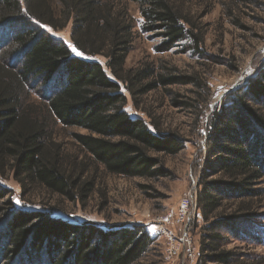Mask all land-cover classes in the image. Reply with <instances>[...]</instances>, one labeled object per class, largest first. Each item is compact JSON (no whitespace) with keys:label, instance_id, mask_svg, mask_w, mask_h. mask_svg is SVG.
<instances>
[{"label":"trees","instance_id":"16d2710c","mask_svg":"<svg viewBox=\"0 0 264 264\" xmlns=\"http://www.w3.org/2000/svg\"><path fill=\"white\" fill-rule=\"evenodd\" d=\"M131 1L140 6V30L162 37L158 52L180 46L203 53L205 31L179 1ZM113 6L110 0H0V179H6L10 166L22 188L39 185L72 198L90 196L93 182L80 184V174L65 167L60 145L52 141L53 118L89 130L75 134L76 139L112 174L163 176L162 160L152 153L183 149L185 140L178 133L129 114L127 94L109 73L125 84L136 105L140 95L160 86L204 85L198 77L158 74L152 62L126 69L136 25L127 10L113 15ZM70 21L74 45L86 54L103 55L105 65L74 55L44 28L58 30ZM39 86L44 87V116L42 108L37 113V105L28 102L30 89ZM210 121L197 196L209 224L197 264H257L226 246L232 239L257 237L254 225L247 223L258 214L242 202L264 196V69ZM226 200L239 202L236 211L211 220ZM241 224L245 230H237ZM155 241L144 226L106 227L17 208L11 190L0 183L1 264H139Z\"/></svg>","mask_w":264,"mask_h":264},{"label":"rangeland","instance_id":"374dc122","mask_svg":"<svg viewBox=\"0 0 264 264\" xmlns=\"http://www.w3.org/2000/svg\"><path fill=\"white\" fill-rule=\"evenodd\" d=\"M110 1L114 5L113 15L121 9L127 10L136 25L126 69L139 68L152 62L158 74L198 77L204 85L198 87L175 83L160 86L140 95L136 105L125 84L109 73L122 84L127 94L126 110L129 114L133 118H143L147 123L154 120L163 131L178 133L185 140L183 149L176 154L152 153L162 160L167 172L163 176L112 174L103 165L95 163L76 139L75 134H90L89 130L67 126L53 118L49 122L52 141L60 145V152L67 159L65 167L80 174V184L89 180L93 182L90 196L72 198L39 185L27 184L22 188L14 180L10 166L5 170L6 179H0V183L11 190L17 208L46 211L55 217L78 223L146 227L156 241L139 264H197L201 236L204 227L209 224L198 208L197 196L207 157L210 120L214 112L230 104L235 94L264 69V0H177L205 31L202 54L188 52L180 46L158 52L155 48L163 39L161 36L152 38L151 34L140 30L142 16L139 4L131 0ZM55 10L60 12V6ZM44 28L53 37L64 41L74 55L99 60L105 65L103 55L95 57L86 54L74 45L72 21L58 30L50 26ZM35 88L30 89L32 94L28 102L37 105V113L42 108L44 116V98L40 95L44 87ZM148 125L153 128L151 124ZM185 200L189 201L190 206L188 212L183 214L181 205ZM245 202L252 204L251 212L258 216L249 221L241 220H247L249 226L254 225L257 237L250 239L245 235L243 240L232 239L226 249L245 254L248 262L264 264V196L242 203ZM238 204L236 200L224 201L211 220L219 215L234 213ZM241 226L238 225L237 230H245L246 227ZM185 230L192 242L190 245L184 240ZM67 248L73 249V246ZM193 252L195 255L192 256Z\"/></svg>","mask_w":264,"mask_h":264},{"label":"built area","instance_id":"2783aa9c","mask_svg":"<svg viewBox=\"0 0 264 264\" xmlns=\"http://www.w3.org/2000/svg\"><path fill=\"white\" fill-rule=\"evenodd\" d=\"M189 206H190V204H189V201L188 200H185L184 202H183V204L181 205V210H183V214H186L187 212H188V209H189ZM183 220V219H182ZM184 221V220H183ZM185 232H186V230H185ZM187 232L185 233V235H186V238L184 239L185 241H186V243H189V245L190 244H192V242H191V240L189 241V239L187 238ZM191 248V247H190ZM194 253V252H193ZM192 253V256L193 255H195V253L193 254Z\"/></svg>","mask_w":264,"mask_h":264},{"label":"snow or ice","instance_id":"6c2138e0","mask_svg":"<svg viewBox=\"0 0 264 264\" xmlns=\"http://www.w3.org/2000/svg\"><path fill=\"white\" fill-rule=\"evenodd\" d=\"M73 51H76L75 49H73ZM79 54H81L82 55V53H79ZM17 203H19V201H17Z\"/></svg>","mask_w":264,"mask_h":264}]
</instances>
